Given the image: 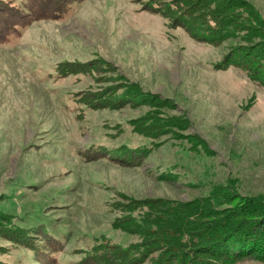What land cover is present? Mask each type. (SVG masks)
<instances>
[{
  "label": "rangeland",
  "instance_id": "1",
  "mask_svg": "<svg viewBox=\"0 0 264 264\" xmlns=\"http://www.w3.org/2000/svg\"><path fill=\"white\" fill-rule=\"evenodd\" d=\"M14 1L29 14L1 7L25 26L0 41V264H113L141 240L119 224L150 201L207 198L264 230V86L220 65L260 44L264 0H221L261 20L222 42L181 20L201 0H72L58 20L31 19L56 0ZM253 254L226 264H264Z\"/></svg>",
  "mask_w": 264,
  "mask_h": 264
},
{
  "label": "trees",
  "instance_id": "2",
  "mask_svg": "<svg viewBox=\"0 0 264 264\" xmlns=\"http://www.w3.org/2000/svg\"><path fill=\"white\" fill-rule=\"evenodd\" d=\"M56 2L51 5V10L38 6L42 10H39V14L31 19H37L36 16L42 18L41 11L45 13L46 17L52 15L50 18L56 20L67 16L72 0H56ZM201 3L202 0L199 4H193L191 7L189 4V7L184 9L180 18L185 21L186 26H191V29L198 32L202 39L210 41L222 42L235 34L240 26L236 24L239 16L236 17L230 10L234 1L219 0L212 10L208 9L206 5L201 6ZM244 5L239 8L244 9L248 19H244L242 16L241 19L238 18L240 22L243 24L248 23L249 20L260 22L258 12L246 4ZM2 6L8 11H14L19 16L29 13L20 8L21 6L14 0H0V29L2 30L0 41L10 42L12 39H17L25 24L16 21L8 23L7 13L2 12ZM49 10L50 13H48ZM18 17L17 19H20ZM259 26L263 25L259 24ZM257 33L247 32L248 40L258 37L260 44L252 46V48L239 47L233 52L230 62L224 61L220 65L227 67L234 64L233 66L248 71L251 79L264 86V45H261L264 41V29L263 32ZM161 121L166 122L167 120ZM146 124L147 122H145L144 128L147 130L150 125ZM138 129L140 130V128ZM147 205L149 212H143L137 217H125L122 220L127 221L119 224L124 230L132 229L141 240L126 247L116 246L119 249L118 253L124 254L125 258L111 256L114 260L113 264H134L143 260L146 254L148 255L154 248L163 251L150 264H199L204 261L202 258L199 259L202 257L201 255L211 258L209 261H214L213 264H226L238 260V258L243 259L255 255L254 252H264V232H261V230L264 231L263 224L252 228V224L242 221L247 218H241L240 214L231 213L232 210L223 216H217L215 209H212L210 199L205 198L187 204L180 202L158 204L157 201H150ZM46 244L39 251L43 255L50 253L51 256L49 248L51 246L48 242ZM183 246L188 247L193 251V254H184L183 250H180ZM112 255L114 254L112 253ZM196 259L197 262H195ZM103 262L105 263V260Z\"/></svg>",
  "mask_w": 264,
  "mask_h": 264
}]
</instances>
